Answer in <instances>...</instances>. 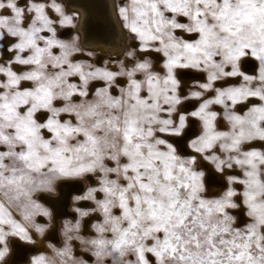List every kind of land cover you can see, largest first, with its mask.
<instances>
[{
  "label": "clouds",
  "instance_id": "clouds-1",
  "mask_svg": "<svg viewBox=\"0 0 264 264\" xmlns=\"http://www.w3.org/2000/svg\"><path fill=\"white\" fill-rule=\"evenodd\" d=\"M0 264H264V0H0Z\"/></svg>",
  "mask_w": 264,
  "mask_h": 264
},
{
  "label": "bare ground",
  "instance_id": "bare-ground-1",
  "mask_svg": "<svg viewBox=\"0 0 264 264\" xmlns=\"http://www.w3.org/2000/svg\"><path fill=\"white\" fill-rule=\"evenodd\" d=\"M111 2V0H109ZM85 7H80L77 11L81 15V26L90 38H92V46L97 47L101 50H108V45L106 43L107 36V25L103 19L100 18L105 12L106 8H100L97 10L98 14L94 18L91 13L92 9L89 8L88 4ZM182 143V142H181ZM23 252L21 251L20 256L22 257Z\"/></svg>",
  "mask_w": 264,
  "mask_h": 264
}]
</instances>
